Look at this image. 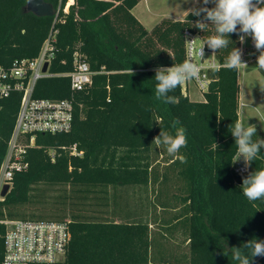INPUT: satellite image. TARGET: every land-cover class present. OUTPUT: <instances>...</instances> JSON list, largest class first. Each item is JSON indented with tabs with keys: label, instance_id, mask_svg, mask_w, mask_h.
Masks as SVG:
<instances>
[{
	"label": "trees",
	"instance_id": "obj_1",
	"mask_svg": "<svg viewBox=\"0 0 264 264\" xmlns=\"http://www.w3.org/2000/svg\"><path fill=\"white\" fill-rule=\"evenodd\" d=\"M27 1L0 0V65L36 58L56 29L49 69L55 76L39 80L34 96L74 98L75 117L67 133L37 135V147L26 156L29 167L14 176L0 201V221L68 222L66 264H236L223 254L224 241L231 248L264 240V202L248 201L241 189L243 177L264 168V150L245 173L231 163L237 149L229 125L240 120L238 72L210 70L201 102L190 100L183 86L169 93L177 104L154 97L155 69L186 59L185 32L205 41L214 30L192 27L198 17L187 14L164 17L147 30L132 12L142 0H75L68 13V0H45L60 7L57 19L25 13ZM230 39L239 48L238 36ZM232 47L216 53L219 65ZM77 51L94 75L89 87L74 93L65 74L74 70ZM20 102V93L0 99V168ZM177 118L187 130V147L178 153L186 163L152 143L161 129L174 131ZM257 135L264 139L259 126ZM73 144L82 157L65 151ZM153 227L170 239L183 235L188 252L159 250L153 258ZM5 231L0 223V261ZM252 264H264V257Z\"/></svg>",
	"mask_w": 264,
	"mask_h": 264
},
{
	"label": "built area",
	"instance_id": "obj_2",
	"mask_svg": "<svg viewBox=\"0 0 264 264\" xmlns=\"http://www.w3.org/2000/svg\"><path fill=\"white\" fill-rule=\"evenodd\" d=\"M66 12L65 8L63 9ZM60 7L56 9L55 19L58 18ZM58 31L52 29L44 41L39 55L32 60H17L10 67L0 65V99L20 93L21 102L14 130L9 141L4 161L0 168V201L4 200L2 191L5 186L12 189L14 176L26 170L29 163L26 159L28 150L36 148L38 134L67 133L73 128L75 117L74 98L48 99L36 98L35 87L39 80L54 77L50 73V64L55 54V44ZM195 45L186 43V58L201 65L199 79L191 80L201 93L209 89L210 77L208 72L213 70L212 65H219L216 54L204 47L203 60L196 56L194 49H199L204 41L199 34L185 32V40L197 38ZM243 51L242 59L250 67L256 63L259 55L251 37H246L245 43L239 42ZM211 57V58H210ZM48 63L47 72H43ZM74 70L65 74L70 78V87L74 93L85 90L92 84L94 72L80 52L74 53ZM248 67V68H249ZM248 68L244 69L245 72ZM185 94L188 88H183ZM70 156L82 157L83 152L77 144L64 148ZM54 155V151H50ZM239 174L245 173L242 159L234 167ZM5 225L4 250L0 264H66L67 253L72 240L68 222L38 221V220H4Z\"/></svg>",
	"mask_w": 264,
	"mask_h": 264
},
{
	"label": "clouds",
	"instance_id": "obj_3",
	"mask_svg": "<svg viewBox=\"0 0 264 264\" xmlns=\"http://www.w3.org/2000/svg\"><path fill=\"white\" fill-rule=\"evenodd\" d=\"M193 6L185 10L187 16L192 15L198 19L191 23L192 27L206 32L209 28L214 30L199 49H194L196 56L203 60L205 45L212 51V56L221 50L233 45L230 53L223 64H213L212 68L219 71L221 68L227 70L241 71L248 68V64L242 59L243 51L234 46L230 39L231 34L238 36L241 44L245 43L246 37H251L253 45L259 55L256 58V70L264 72V0H192ZM211 4L212 7H208ZM197 38L190 41L185 40L190 45H195ZM210 57V58H211ZM130 77L135 73L130 68ZM201 65L193 62L191 58H186L179 64L171 67L158 66L155 69L154 97L162 104H177L178 98L169 93L173 92L186 82L199 79ZM264 92V86H260ZM160 124L162 121H155ZM174 131H160L159 135L153 139L157 146H164L169 156H175L181 163H186V157L178 155L182 148L187 147V130L179 119L172 121ZM229 132L235 141L236 154L231 163L235 164L243 160L245 169L251 166L253 161L261 155L264 150V139L257 135V126L236 120L229 125ZM216 148L218 145L214 142ZM244 197L250 202H264V168L249 172L242 179L241 185ZM260 211V210H258ZM223 254L231 255L236 264H252L256 257H264V240L253 238L239 247H227L224 241Z\"/></svg>",
	"mask_w": 264,
	"mask_h": 264
},
{
	"label": "rangeland",
	"instance_id": "obj_4",
	"mask_svg": "<svg viewBox=\"0 0 264 264\" xmlns=\"http://www.w3.org/2000/svg\"><path fill=\"white\" fill-rule=\"evenodd\" d=\"M192 4V0H147V2L141 3L135 14L142 19L144 27L151 30L160 21V13L177 16ZM148 6L152 10H149ZM238 82L240 84V121L245 125L247 123L255 124L264 130V92L260 88V86H264V76L256 70L254 65H251L245 72L243 70L238 72ZM183 88H188L186 94L190 100L197 102L205 100V95L198 90L193 81L186 82ZM233 166L236 167L237 163ZM151 230L154 240L153 258L158 257L159 250H167V253L178 255L188 252L185 243H183L184 237L180 233L170 239L156 227ZM227 247L229 246L227 245Z\"/></svg>",
	"mask_w": 264,
	"mask_h": 264
},
{
	"label": "water",
	"instance_id": "obj_5",
	"mask_svg": "<svg viewBox=\"0 0 264 264\" xmlns=\"http://www.w3.org/2000/svg\"><path fill=\"white\" fill-rule=\"evenodd\" d=\"M25 13H32L37 17H55L56 16V9L51 4L46 2L45 0H28L25 7ZM48 63H46L43 67V72H47ZM9 186H5L2 191V197H6L9 193Z\"/></svg>",
	"mask_w": 264,
	"mask_h": 264
},
{
	"label": "crops",
	"instance_id": "obj_6",
	"mask_svg": "<svg viewBox=\"0 0 264 264\" xmlns=\"http://www.w3.org/2000/svg\"><path fill=\"white\" fill-rule=\"evenodd\" d=\"M74 2H75V0H68L67 1V4H66V6H65V10H66V12H69V8H70V6L71 5H73L74 4ZM144 2H147V0H142V1H140V3L133 9V14L135 15V17L144 25V23H143V21H142V19L141 18H139L136 14H135V11H136V9L141 5V3H144ZM201 2H202V0H201ZM193 6V4L192 5H190L189 7H187L185 10H187L188 8H190V7H192ZM148 8H149V10H152L151 9V7L150 6H148ZM185 10H183L181 13H179L177 16H173V15H168V14H165V13H160V20L162 19V18H164V17H170V18H173V19H175V20H182L185 16H186V12H185ZM145 26V25H144Z\"/></svg>",
	"mask_w": 264,
	"mask_h": 264
}]
</instances>
